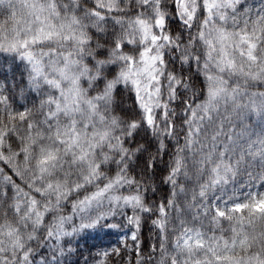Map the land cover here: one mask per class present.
<instances>
[{
	"label": "snow or ice",
	"instance_id": "6c2138e0",
	"mask_svg": "<svg viewBox=\"0 0 264 264\" xmlns=\"http://www.w3.org/2000/svg\"><path fill=\"white\" fill-rule=\"evenodd\" d=\"M0 51V264H264V0H0Z\"/></svg>",
	"mask_w": 264,
	"mask_h": 264
},
{
	"label": "trees",
	"instance_id": "16d2710c",
	"mask_svg": "<svg viewBox=\"0 0 264 264\" xmlns=\"http://www.w3.org/2000/svg\"><path fill=\"white\" fill-rule=\"evenodd\" d=\"M28 71L26 63L18 56L13 53L0 51V89L10 98V102L16 108L38 104L42 98L36 89H29ZM21 88L24 89L23 94H21ZM261 126H264V124L257 122L256 130H259ZM259 190L264 191V189ZM82 235L84 238H77L78 245L74 241V247L78 246L83 257H88L90 251L94 252L99 248L114 245L118 239L115 233L104 237H97L94 233L91 235L84 233ZM72 259H77V257L74 256Z\"/></svg>",
	"mask_w": 264,
	"mask_h": 264
}]
</instances>
